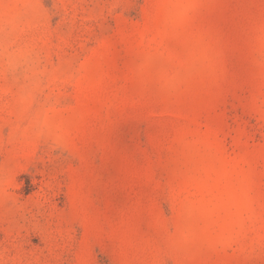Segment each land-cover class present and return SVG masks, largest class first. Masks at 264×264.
Listing matches in <instances>:
<instances>
[{"label":"rangeland","instance_id":"1","mask_svg":"<svg viewBox=\"0 0 264 264\" xmlns=\"http://www.w3.org/2000/svg\"><path fill=\"white\" fill-rule=\"evenodd\" d=\"M0 264H264V0H0Z\"/></svg>","mask_w":264,"mask_h":264}]
</instances>
